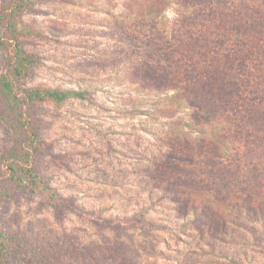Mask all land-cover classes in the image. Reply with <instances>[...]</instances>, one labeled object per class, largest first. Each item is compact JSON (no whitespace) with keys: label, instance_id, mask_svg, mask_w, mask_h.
<instances>
[{"label":"rangeland","instance_id":"rangeland-1","mask_svg":"<svg viewBox=\"0 0 264 264\" xmlns=\"http://www.w3.org/2000/svg\"><path fill=\"white\" fill-rule=\"evenodd\" d=\"M7 1L0 0V12ZM198 3L174 0L163 23L192 24L197 18L192 7ZM32 7L23 19L45 35L25 40L26 49L43 58L27 86L83 91L86 99L35 107L44 146L35 166L42 183L3 189L2 238L18 243L36 264H264V209L249 203L234 206L230 235L201 236L186 226L192 212L185 219V205L163 191L166 172L173 170L181 171L192 187L221 184L213 191L218 201L264 183L255 166L264 154V129L251 120L240 125L244 130L237 137L229 122L246 113L237 117L215 110V119L224 115L228 122L225 128L240 160H221L208 150L201 170H181L185 165L172 158L183 156L193 163L190 143L173 149L166 144L163 134L170 122L153 117L161 95L147 93L134 82V73L144 69L171 70L176 65L178 72L184 56L178 55L179 45L167 43L172 36L146 23L135 26L132 16L139 9L131 0H35ZM213 57L209 51L195 62ZM5 60L0 49V72ZM208 71L213 69L195 72ZM182 75L200 79L194 72ZM16 141L0 124V154ZM43 186L67 202L52 201ZM219 211L225 209L216 205L211 218ZM140 213L159 227L130 220Z\"/></svg>","mask_w":264,"mask_h":264},{"label":"trees","instance_id":"trees-1","mask_svg":"<svg viewBox=\"0 0 264 264\" xmlns=\"http://www.w3.org/2000/svg\"><path fill=\"white\" fill-rule=\"evenodd\" d=\"M131 1L139 9L132 16L134 25L138 27L146 23L163 33L168 32L172 37L167 43L179 45L178 55L186 57L177 65L178 72L176 65H170L171 70L144 69L137 75L134 73L138 88L161 95L154 102L153 117L170 122V129L163 134L166 144L173 149L186 141L195 153L191 164L183 156L174 155L172 159L185 165L181 170H201L208 150L214 151L221 160H240V155L236 156L233 148L234 141L225 128L229 124L224 115L215 119L213 114L215 110L223 114L233 112L237 117L246 113L247 116L229 122L231 131H235L237 137L244 130L240 125H246L251 120L264 129V0H199L192 7L197 15L195 21L176 26L162 21L174 0ZM34 2L8 0L0 12V49L6 52L5 64L0 72V124L11 130L17 140L9 152L0 154V196L4 194L3 189L24 182L42 183L38 180L35 166L36 157L44 152L39 136L40 126L34 115L37 104H62L72 99H86L83 91L27 86V81L34 76V69L43 59L39 53L28 51L25 47L26 38H43L45 35L23 19L32 12ZM175 30L177 36H174ZM209 51L214 54L213 60L195 62ZM218 57L223 61L217 63ZM202 63L205 65L202 66ZM226 66L230 67L227 69ZM201 67L213 71H208V74L195 72ZM193 72L200 79H184L182 74ZM260 137L264 141V134ZM261 150L264 151V148ZM263 155L259 154L260 158H256L258 164H255L262 180ZM175 171L166 172L168 177L165 178L163 191L173 202L185 205L188 211L185 219L192 212V219L186 226L195 228L201 236L205 233L212 237L230 235L235 224L232 216L234 206L249 203L251 208L264 209V183L245 186L218 201L213 191L218 190L221 184L217 188L199 182L198 186L204 188L192 187L181 171ZM41 189L52 201L67 202L49 186ZM216 205H221L225 211H219L211 218L210 212ZM145 217L140 213L130 220L159 227ZM2 237L4 234L0 235V264L37 263L14 240ZM210 246L213 247V244L210 243Z\"/></svg>","mask_w":264,"mask_h":264}]
</instances>
